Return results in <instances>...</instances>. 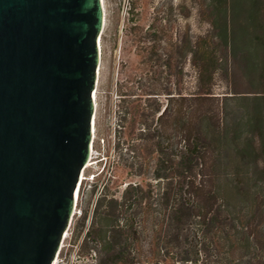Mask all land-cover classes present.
Segmentation results:
<instances>
[{
	"label": "rangeland",
	"instance_id": "1",
	"mask_svg": "<svg viewBox=\"0 0 264 264\" xmlns=\"http://www.w3.org/2000/svg\"><path fill=\"white\" fill-rule=\"evenodd\" d=\"M103 9L93 149L57 264H105L102 245L86 239L85 232L102 187L107 198L119 201L129 184L150 196L149 202H141L150 206L148 216L137 217L142 232L135 264H190L160 252L156 239V212L167 181L154 175L160 150H173L174 106L165 126L158 116L178 94L210 87L223 103L221 127L228 132L230 153L264 130L258 118L264 109V0H103ZM209 54L218 61L216 73L212 81L203 78L198 85V66L212 68ZM260 158L264 155L244 158L249 163L248 190L240 182L229 198L239 213V226L254 228L250 243L224 246L217 264H264V170L253 164ZM220 203L221 210L232 209ZM211 253L205 264H216Z\"/></svg>",
	"mask_w": 264,
	"mask_h": 264
},
{
	"label": "water",
	"instance_id": "2",
	"mask_svg": "<svg viewBox=\"0 0 264 264\" xmlns=\"http://www.w3.org/2000/svg\"><path fill=\"white\" fill-rule=\"evenodd\" d=\"M103 0H0V264H55L93 149Z\"/></svg>",
	"mask_w": 264,
	"mask_h": 264
},
{
	"label": "trees",
	"instance_id": "3",
	"mask_svg": "<svg viewBox=\"0 0 264 264\" xmlns=\"http://www.w3.org/2000/svg\"><path fill=\"white\" fill-rule=\"evenodd\" d=\"M206 59L212 68L198 66V85L203 78L212 81L216 73L218 61L211 54ZM206 89L188 96L178 94L168 100L170 103L158 116L165 126L174 106L173 150H160L162 158L154 175V179L167 181L156 212L160 223L155 230L156 239L160 252L190 264H205L206 254L212 255L211 251L217 264L224 246L234 249L236 243H250L254 228L239 226V213L229 198L237 193L240 182H246L243 189L248 190L249 163L244 158L264 155L262 128L257 137L251 134L230 153L225 143L228 132L221 127L223 103L212 96L210 87ZM214 100L215 105H207ZM258 118L264 123V109L259 111ZM221 156L230 158L221 162ZM253 164L255 169L264 170V158L255 159ZM149 199V192L137 185H127L119 201L107 198L105 185L102 187L85 238L102 245L105 264H135L133 253L142 232L137 217L148 216L150 206L142 207L141 202L147 203ZM220 201L232 209L221 210Z\"/></svg>",
	"mask_w": 264,
	"mask_h": 264
},
{
	"label": "built area",
	"instance_id": "4",
	"mask_svg": "<svg viewBox=\"0 0 264 264\" xmlns=\"http://www.w3.org/2000/svg\"><path fill=\"white\" fill-rule=\"evenodd\" d=\"M55 264H57V261H56V263Z\"/></svg>",
	"mask_w": 264,
	"mask_h": 264
},
{
	"label": "bare ground",
	"instance_id": "5",
	"mask_svg": "<svg viewBox=\"0 0 264 264\" xmlns=\"http://www.w3.org/2000/svg\"><path fill=\"white\" fill-rule=\"evenodd\" d=\"M103 11H104V9H103Z\"/></svg>",
	"mask_w": 264,
	"mask_h": 264
}]
</instances>
